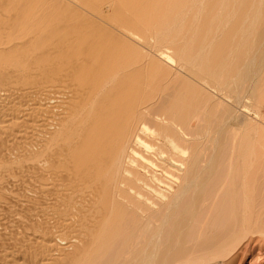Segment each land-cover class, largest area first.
Instances as JSON below:
<instances>
[{
    "label": "bare ground",
    "instance_id": "obj_1",
    "mask_svg": "<svg viewBox=\"0 0 264 264\" xmlns=\"http://www.w3.org/2000/svg\"><path fill=\"white\" fill-rule=\"evenodd\" d=\"M263 1L0 0V264L261 248L264 125L231 124L227 99ZM252 92L264 101V74Z\"/></svg>",
    "mask_w": 264,
    "mask_h": 264
},
{
    "label": "rangeland",
    "instance_id": "obj_2",
    "mask_svg": "<svg viewBox=\"0 0 264 264\" xmlns=\"http://www.w3.org/2000/svg\"><path fill=\"white\" fill-rule=\"evenodd\" d=\"M239 3H240V0H235L234 5L238 6ZM262 6H264V1L262 3ZM207 7L208 6L205 7V4L202 5L199 9V15H201V16L206 15L207 14ZM228 27H229V24L226 25V28H228ZM263 49H264V41L258 43V46L256 47V49L248 55L246 62L243 66V73H241V74H244V68H245L246 73L249 74V76L246 78V83H244V85L240 88L236 84L235 90L231 93L232 96L229 97V99H227L230 102L226 101L227 104H229V106L231 104L233 112L235 111V113H233L235 115V117H232L233 119L231 118L232 121L230 120L231 124H235V122H237L238 118L241 116L240 118L243 119L244 122H245V118H246V121H248V119H249V122L251 124H253L252 121H254L253 125H255V123H257V126H259V128H260V126L264 125L261 123L262 121H264V119H263V117H264V104H262V103H264V101L263 100L261 101L260 100L261 97H260V99L257 98L258 95L255 96L254 95L255 93L253 94V92H252V85L257 81V79L260 76H262L264 74V53H263ZM239 114H240V116L238 117ZM259 120H260V122H259ZM258 123H259V125H258ZM263 128H261V129H263ZM8 182H10V184H11L10 180ZM8 182L4 183L5 185L8 184L7 185L8 188L5 190L6 193H8L12 190V187H10L11 189L8 190L9 185H10ZM11 186H13V185L11 184ZM4 188H5V186H4ZM0 199H3V198H0ZM3 204L4 203L2 201V204L0 205V208H1L0 211L4 210L6 212L8 207L4 206ZM2 205L4 207L3 209H2ZM5 207H6V210H5ZM4 211H2V212H4ZM7 213H8V211H7ZM0 215H2L1 212H0ZM3 216H0L1 222H4L5 221L4 217L9 216V215L7 214L4 217ZM8 218L9 217H7L6 221L8 220ZM258 238H260V237L258 236ZM261 244H262L261 248H260V246H255L256 248L254 247V249L252 250L253 253L250 251L251 254L248 252L243 254V257L240 256L239 259H237V261H235L234 264H264V241ZM240 258H241V260H240Z\"/></svg>",
    "mask_w": 264,
    "mask_h": 264
}]
</instances>
